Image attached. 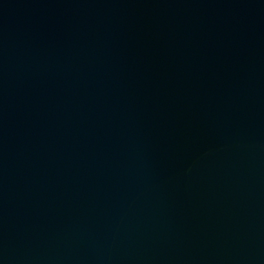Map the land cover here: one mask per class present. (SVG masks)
Segmentation results:
<instances>
[{"label":"water","instance_id":"water-1","mask_svg":"<svg viewBox=\"0 0 264 264\" xmlns=\"http://www.w3.org/2000/svg\"><path fill=\"white\" fill-rule=\"evenodd\" d=\"M0 264H264V0H0Z\"/></svg>","mask_w":264,"mask_h":264}]
</instances>
